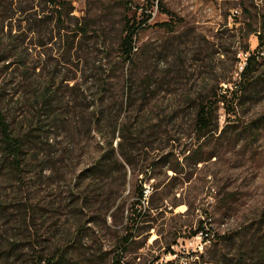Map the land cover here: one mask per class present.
Listing matches in <instances>:
<instances>
[{"label": "rangeland", "instance_id": "1", "mask_svg": "<svg viewBox=\"0 0 264 264\" xmlns=\"http://www.w3.org/2000/svg\"><path fill=\"white\" fill-rule=\"evenodd\" d=\"M47 1L0 0V110L21 143L17 164L0 144V264H43L61 250L69 264L252 263L264 241V0ZM149 14L122 61L125 23ZM44 90L52 113L37 104ZM202 101L213 113L198 136ZM110 140L135 166L106 152L96 176L78 179ZM201 226L205 245L191 237Z\"/></svg>", "mask_w": 264, "mask_h": 264}, {"label": "trees", "instance_id": "2", "mask_svg": "<svg viewBox=\"0 0 264 264\" xmlns=\"http://www.w3.org/2000/svg\"><path fill=\"white\" fill-rule=\"evenodd\" d=\"M48 4H52L53 6H56V4H59L57 0H48L47 1ZM153 6V2L151 3V7ZM158 8H160V11H162L163 13H165L166 15H168L170 17V22H164L161 23L159 26L166 28V29H171V25H174L173 22H175V19H173V15L168 13V11H164L161 7V5H159L158 3ZM144 15V13H142ZM150 18V14L145 16V19H142L137 25H130V23L127 21L124 25V36L122 37L121 41H120V45H119V51H120V56L119 58L122 61H129L131 59V57L134 54V45H133V37L135 35L136 30L142 25L145 24L147 19ZM173 21V22H171ZM78 34H85V31L79 27L78 28ZM258 40V45L261 47V45L264 44V30H263V34H259L257 37ZM262 53H260L259 51L257 52H253L252 54H248L245 57V61H244V65L242 67V70L239 72L238 74V80L239 83L238 85L245 81V78L249 77V75L251 74V72L254 70V68L258 65V60L262 59L261 56ZM81 72V71H80ZM234 91L232 92H227L226 94H222L220 95L217 99L215 104H223V106H225L227 100H226V96L227 95H233ZM37 104L41 105L43 107L44 110H47L49 113L53 112V104H54V98L52 97V92H49L48 90H44L43 92H41L37 97ZM233 103V102H232ZM230 104L231 108L233 109V104ZM237 106V104H236ZM102 104L101 103H94L90 106L91 109V114L93 115V119H92V130L96 133H100L99 129L96 128L97 123H98V115L99 112L101 110ZM197 111L195 113V117H194V127H195V131L196 134L198 136H202L203 134H205L206 132L210 131L211 128V117H212V108L213 105L211 102L209 101H202L200 103H198L197 105ZM226 110L228 108V105H226ZM229 114V111L227 112ZM50 118L56 119L55 116L52 117L50 116ZM117 128L114 127L113 128V132L116 130ZM142 133V131H141ZM0 135H1V145H3L4 151L6 153L9 154V156L12 158V162L17 164L20 160L19 156H20V151H21V143H19V140L16 138L11 137L7 125L4 121V118L2 116L1 110H0ZM129 148H131L132 150L135 149V145H133L132 143H129ZM104 150L106 149V151H104L89 167H87L86 169H84L79 175H78V179L81 178L82 176L85 177L86 175L89 174V177H94L96 176V174L98 172H100L101 167L104 165L106 158H107V153L109 152L112 156V158H115V155L117 154L125 163V165H127L128 167H133L134 165V161L131 159L130 156V150L129 152H126V150L123 147V143H116L115 147H113V143H111L110 141H107V143H104ZM174 170V169H173ZM88 195V194H87ZM84 195V197L81 198L82 202L86 203L85 198H87ZM136 202L135 204L137 206H141L142 205V201L145 199L144 197V193L142 190H140L137 195H136ZM133 217H130V224H131V230L128 231L125 236L123 237V241L124 244H128L130 240H132L134 238V235L132 233L134 226L137 224L138 220L141 218V213H135L134 215H132ZM260 222L264 223V212L262 213L261 217H260ZM77 232L79 231V228L76 229ZM199 233H204V229L203 226L198 227L196 231H194L191 235V237H195L197 234ZM264 239V236L261 237V239ZM261 243H256L253 244L252 246V256L250 255L251 259L250 261L252 263L250 264H264V241H261ZM170 255H173L172 251H168ZM38 264H42V262L39 261ZM43 264H69L68 261L64 258L63 255V250H61L59 252V254L55 257H52L51 260H46L45 263ZM111 264H119L118 261V256L114 259H112V263ZM167 264V263H166ZM236 264H243L242 261L237 262Z\"/></svg>", "mask_w": 264, "mask_h": 264}, {"label": "built area", "instance_id": "3", "mask_svg": "<svg viewBox=\"0 0 264 264\" xmlns=\"http://www.w3.org/2000/svg\"><path fill=\"white\" fill-rule=\"evenodd\" d=\"M244 63L242 65L239 66V72L242 70V67H243ZM204 234L203 233H199L197 234L196 236H199V239H201V237L203 236ZM207 235L205 234L204 237L201 239V241L199 242L200 244H204L208 241L206 238ZM202 246H200L199 250H201ZM197 252V251H196ZM201 252V251H200ZM197 255H195L196 257Z\"/></svg>", "mask_w": 264, "mask_h": 264}]
</instances>
